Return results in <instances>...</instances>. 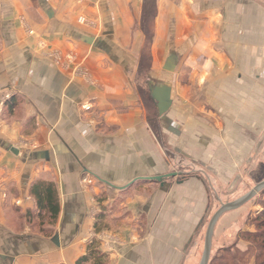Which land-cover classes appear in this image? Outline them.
<instances>
[{"label": "crops", "instance_id": "crops-1", "mask_svg": "<svg viewBox=\"0 0 264 264\" xmlns=\"http://www.w3.org/2000/svg\"><path fill=\"white\" fill-rule=\"evenodd\" d=\"M250 179L264 0H0V264H75L93 240L107 264H198L212 195ZM36 181L57 192L50 236L16 231L47 215Z\"/></svg>", "mask_w": 264, "mask_h": 264}, {"label": "trees", "instance_id": "trees-1", "mask_svg": "<svg viewBox=\"0 0 264 264\" xmlns=\"http://www.w3.org/2000/svg\"><path fill=\"white\" fill-rule=\"evenodd\" d=\"M152 16L153 5L148 2L143 9L142 25ZM30 195L35 201L38 212L46 213L51 225L54 226L59 214V203L54 184L36 181L30 189ZM260 196L263 200H259L258 204L262 205V210L250 214L247 218L248 224L254 228V231H239L236 236L238 241L242 239L247 242L246 249L241 250L237 243H234L228 248L220 249L218 254L222 256L214 258L208 264H246L247 256L254 259L256 264H264V190ZM106 259L107 256L98 250V246L90 242L85 254L79 257L75 264H87L88 262L107 264Z\"/></svg>", "mask_w": 264, "mask_h": 264}, {"label": "rangeland", "instance_id": "rangeland-1", "mask_svg": "<svg viewBox=\"0 0 264 264\" xmlns=\"http://www.w3.org/2000/svg\"><path fill=\"white\" fill-rule=\"evenodd\" d=\"M146 38L149 39V33L146 34ZM143 66L144 67H143V69H141L142 70L141 72H144V70L146 68H148V64L145 63V65L143 64ZM148 116H150L149 119L152 120V117H153L152 114L150 113V114H148ZM149 124L153 125V123H149ZM250 180L252 181V183H244L243 184L245 190L241 194L231 195L229 193H226V195H223V196L222 195H218V196L212 195V209L210 211L208 219L205 220L206 223L204 224V226L201 229L200 240H199V242H197L199 244V251H198L199 252V263L198 264H200V261H201L202 252H203V244H204V235H205L207 223H208L210 217L213 215V213H215L220 208L221 205L233 203V202L237 201L238 199L242 198L244 195H246L251 189H253L257 185L256 181H258V180L257 179H255L256 181H253V179H250ZM262 191L258 192L252 199H250V201H248L246 204H244L242 206V209H243L242 210L243 211L242 216H240L238 218L235 225L229 226V224H228L226 231H224L223 227H222L223 229L221 228L222 233L220 236H215V235L213 236L212 243H211L209 262H211L214 258H216L218 256L219 257L222 256V254H218L220 249L228 248L231 245H233L234 243H237L238 248H240L241 250L246 249L247 242L242 240V239L240 241H238L236 239L237 237L235 238V235L239 231H251V232L254 231V228L248 224L247 218L250 214H252L254 212H260L262 210V205L258 204L259 200H263V198L260 196V193ZM119 214H121V213L119 212ZM54 226L51 225V222L48 219L47 215L40 214L39 217L36 219L22 220L21 222H19L17 225L16 231L20 232L23 228L27 227V228H29L30 233L38 234V235L39 234L40 235L46 234V233L48 235L49 233H51L48 235V236H50V235L54 234V231H53ZM49 227H50V229H49ZM223 234H224V236H223ZM93 242L96 244V246L99 247L100 242H96L95 240H93ZM88 244L89 243H87V246H88ZM247 258H248V260H247L246 264H256L254 259H252L251 257H248V256H247ZM87 264H92V263L88 262Z\"/></svg>", "mask_w": 264, "mask_h": 264}, {"label": "water", "instance_id": "water-1", "mask_svg": "<svg viewBox=\"0 0 264 264\" xmlns=\"http://www.w3.org/2000/svg\"><path fill=\"white\" fill-rule=\"evenodd\" d=\"M157 103H158V113L159 115H162L165 111L166 105L159 98L157 99ZM263 189H264V181L257 184L246 195H244L242 198L238 199L237 201L233 203L221 205L220 208L212 215V217L210 218L207 224L205 235H204L203 252H202L200 264L209 263L212 235H213V230H214V227H215V224L218 218L224 213H227V212H230V211H233V210H236L242 207L244 204L250 201V199H252L258 192L262 191Z\"/></svg>", "mask_w": 264, "mask_h": 264}, {"label": "built area", "instance_id": "built-area-1", "mask_svg": "<svg viewBox=\"0 0 264 264\" xmlns=\"http://www.w3.org/2000/svg\"><path fill=\"white\" fill-rule=\"evenodd\" d=\"M89 108H86V110H88Z\"/></svg>", "mask_w": 264, "mask_h": 264}]
</instances>
